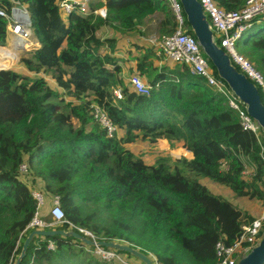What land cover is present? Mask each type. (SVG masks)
<instances>
[{"label": "trees", "instance_id": "16d2710c", "mask_svg": "<svg viewBox=\"0 0 264 264\" xmlns=\"http://www.w3.org/2000/svg\"><path fill=\"white\" fill-rule=\"evenodd\" d=\"M19 1L30 13L41 46L21 58L26 73L0 71V264H16L35 230L29 228L37 210L32 187L45 194L50 206L59 196L68 222L99 240L126 243L155 264H217L216 244L234 245L243 227L256 219L203 180H213L236 198L264 204V134L258 138L244 131L227 97L192 75L188 65L160 68L155 48L144 46H135L138 52L129 49L123 59L117 38L101 37L103 29L143 33L156 13L163 16L160 36L171 35L177 23L170 3L92 0L87 14L65 16L58 0ZM214 1L237 11L247 0ZM11 7L10 0H0V9ZM103 7L106 18L94 13ZM6 26L0 17V51ZM245 45L251 49L249 61L264 75V28ZM131 58L136 70L128 71L148 77L153 86L149 96L136 93L127 81ZM95 107L117 128L112 135L95 119ZM159 140L173 149L180 145L193 158L159 151L150 164L129 148ZM224 162L228 170L222 169ZM23 163L34 173L32 186L20 174ZM249 169L251 179L244 173ZM69 229L66 224L44 230ZM263 234L264 228L259 237ZM94 250L75 238L36 237L21 264H122L103 261Z\"/></svg>", "mask_w": 264, "mask_h": 264}, {"label": "built area", "instance_id": "2783aa9c", "mask_svg": "<svg viewBox=\"0 0 264 264\" xmlns=\"http://www.w3.org/2000/svg\"><path fill=\"white\" fill-rule=\"evenodd\" d=\"M10 1L12 7L9 11L0 9V17L7 21L6 38H10L12 42L19 44L22 52L28 49H35V45L32 43L34 37L32 22L27 7L19 0ZM167 1L170 3L174 13L177 28L173 34L160 36L153 41V47L157 53L156 56L160 60V68L165 65L174 64L188 65L192 75L205 79L209 86L214 87L227 97L231 108L239 113L243 130L253 132L259 138L263 134L262 129L248 113L247 105L229 88L224 80L216 76L211 61L206 56L197 38L189 33L181 1ZM198 1L201 3L204 13L209 20L216 43L226 51L232 64L240 72L244 73L258 89H261L264 103V75L245 56L236 50L237 41L242 39L248 30L253 29L257 24L264 21V0H247L245 6L237 11H226L220 8L214 0ZM58 2L63 14L68 16L75 12L82 15L87 14L92 0H58ZM94 13L100 14L104 18L107 17V10L104 7L99 11L96 10ZM30 45L34 47H30ZM127 81L131 89L136 93L147 96L151 94L153 86L146 83L140 74L134 73L131 76H127ZM108 91L111 93V90L108 89ZM114 95L122 98L117 91L114 92ZM94 117L103 126L108 128L110 135L117 131V128L113 126L106 112L100 107H95ZM261 158L264 167V146L261 147ZM222 169L228 170V163L224 162ZM19 170L20 174L27 179L30 174L28 164L23 163ZM244 173L247 179H251L254 174L252 169ZM31 193L37 201V210L29 228H57L67 224L70 226L69 230H73L95 242L99 241L91 231L75 226L67 221L59 196L52 198L50 211V219L52 221L50 222L43 215V209L47 204L45 194L33 187ZM263 228L264 204H262L261 214L254 222L243 227V234L234 245L227 246L223 241H219L216 244L217 264H237L239 259L248 254L252 247L260 241L261 237L259 236L263 232ZM94 248L95 255L103 261L128 264L117 250L99 246ZM49 249L54 250V246L51 244Z\"/></svg>", "mask_w": 264, "mask_h": 264}, {"label": "water", "instance_id": "95a60500", "mask_svg": "<svg viewBox=\"0 0 264 264\" xmlns=\"http://www.w3.org/2000/svg\"><path fill=\"white\" fill-rule=\"evenodd\" d=\"M186 20L206 56L216 68L218 76L224 80L229 88L247 105L248 113L258 123L264 134V103L257 86L248 77L240 72L231 62L226 51L218 46L214 33L210 28L209 20L198 0H180ZM10 69V67H9ZM3 70V69H1ZM0 70V71H1ZM5 70V69H4ZM64 236L75 238L90 247H104L125 252L143 264H155L151 256L117 241H93L73 230H44L35 229L26 238L16 264H21L26 257L29 246L36 237ZM237 264H264V234L250 252L239 259Z\"/></svg>", "mask_w": 264, "mask_h": 264}, {"label": "rangeland", "instance_id": "374dc122", "mask_svg": "<svg viewBox=\"0 0 264 264\" xmlns=\"http://www.w3.org/2000/svg\"><path fill=\"white\" fill-rule=\"evenodd\" d=\"M97 10L99 11L100 9H97ZM160 16L161 15H159L155 19V21H153L154 19H151L152 21L148 25L146 24L147 25L146 27L145 26L143 27V29H144L143 30V32H144L143 34L139 35V33H138V35H128L127 36L125 34H122L121 32H115L113 35L117 38V42H118L117 54L124 59L126 57L128 58L127 51L129 49L133 50L134 52H138V49H136L135 46L142 47V46H144V44H146L147 47L144 46L146 48L153 47V41H155L156 38L160 37V34L158 33V28H159V25H160V24H158L159 23L158 20L160 19ZM187 28H188V26H187ZM262 28H264V21L261 22L260 24H257L253 29L248 30L244 34L243 38L238 40L237 43H236V50L240 54L245 56L251 62H253V58H252V56H250L251 49L248 48L245 45V43L247 42V40L251 36V34H253L255 31H258V30H260ZM155 29H157V30H155ZM34 38L35 37H33V39ZM33 39H32V43H33ZM28 45H29V43H28ZM33 45H30V47H34ZM11 50H13V44H12L11 39L7 38L6 39L5 48L0 51V67H1L0 70L1 69H3V70L4 69H9V67H10V69H15L17 71H21L23 73H26V70L21 65V62H20L21 58L25 54H27L29 52H32L35 49L24 50L23 52H22V50L12 51L11 52ZM17 53H19V54H17ZM157 59H158V57H157ZM130 60L131 61H129V62H130V64H132V62H134V61H132V58ZM159 61L160 60L158 59V61H156V63H159ZM129 62H127L126 66L130 65ZM134 66L135 67H133V68L136 70V63L134 64ZM6 67H8V68H6ZM146 83H148V82H146ZM129 148L134 150V151H136L137 153L144 154L146 162L150 163V164L154 163L155 159L159 155V151H162V152H164L166 154H169V155H171V156H173L175 158H181V157H185L186 156L187 158L191 159L190 158L191 157L190 154L185 153L183 151L180 152V149H181L180 145H178L175 149H173V148L170 147V144H169V148H168L167 143L164 142V141L162 142V140H159L157 145H151V144H149L147 142H137V143H135L133 145H130ZM178 148H180V149L178 150ZM34 178H35L34 177V173L33 174L30 173V175L28 176V178L26 180L27 182H29V185H31V186L33 185L32 181H33ZM203 182H205L209 186V188L212 191H214L215 193L221 194V195L227 197L228 199H230V201L233 202L236 205L237 208L241 209V211L246 212V210H248L247 207L252 205L250 211H252V213L255 212L254 211L255 205H253V203H251L252 200L250 201L249 199H238V198L234 197V194H232V192L229 189L223 188L222 186H218L211 179H205V180H203ZM39 183H40L39 185H38V182L36 184H34V185H36L37 187H41V182H39ZM256 204L259 207L261 205V202L256 201ZM45 207H46V209H43L44 210L45 219L47 221L51 222L52 220L49 219V218H51V216H50V211H51L50 202H49V204H46ZM53 228H56V227H53ZM99 241H101V240H99ZM122 258L128 264H143L142 262H140L139 260L137 261L136 259L133 261V260L128 259L127 257H122Z\"/></svg>", "mask_w": 264, "mask_h": 264}, {"label": "crops", "instance_id": "0c3cea01", "mask_svg": "<svg viewBox=\"0 0 264 264\" xmlns=\"http://www.w3.org/2000/svg\"><path fill=\"white\" fill-rule=\"evenodd\" d=\"M160 14L159 13H156V14H154L153 16H151L148 20H147V25L152 21L151 19H154L153 21H155V19L159 16ZM162 19H163V16H160V19L158 20V24H160L161 23V21H162ZM146 25V26H147ZM145 26V27H146ZM6 29H7V26H6ZM143 28H142V32H143ZM155 30H157V29H155ZM7 32V31H6ZM115 32L114 31H109L108 29H103V31H102V33H101V37L102 38H107L108 36H111L112 34H114ZM144 33V32H143ZM143 33H140V34H143ZM7 34V33H6ZM139 34V35H140ZM136 35H138V34H136ZM128 36V35H127ZM7 37V36H6ZM143 37V36H142ZM33 44L35 45V50H36V48L38 49V48H40V43L38 42V40L36 39V38H34L33 39ZM144 46H146L147 47V45L146 44H144ZM150 47V46H149ZM157 54V53H156ZM127 58V57H126ZM125 58V59H126ZM156 61H158V59H157V57H155L154 58V62H155V64L157 65V66H159L160 67V61H159V63H156ZM136 62L134 61V62H132V64H130L129 66H126L125 67V75L126 76H131L132 74H134V73H131L130 72V70L128 71V68H133V67H135L134 66V64H135ZM134 72H136V71H134ZM146 82H148V83H150V80L148 79V77L147 76H144V77H142ZM166 142L167 143V145H168V148H169V143L166 141V140H162V142ZM181 148V147H180ZM180 148H178V150L180 149ZM181 151H183V152H185V153H188V154H190L191 155V159L193 158V154L191 153V152H189L188 150H186V149H184V148H181L180 149V152ZM186 157V156H185ZM187 158V157H186ZM189 159V158H188ZM205 183V182H204ZM233 194V193H232ZM234 197H236L235 195H234ZM238 199H247V198H238ZM251 201V200H250ZM251 203H253V205H255V208H254V213H252V211H250V209H251V206H249V207H247L248 208V210H246V212L248 211V213L252 216V217H254L255 219H257L258 218V216L261 214V212H262V203H261V205L258 207V205L256 204V201H252ZM235 205V204H234ZM236 206V205H235ZM241 210V209H240ZM257 216V217H256Z\"/></svg>", "mask_w": 264, "mask_h": 264}, {"label": "bare ground", "instance_id": "6f19581e", "mask_svg": "<svg viewBox=\"0 0 264 264\" xmlns=\"http://www.w3.org/2000/svg\"><path fill=\"white\" fill-rule=\"evenodd\" d=\"M11 41H12V40H11ZM12 44H13V50H11V52H12V51H18V50H21V48L19 47V46H20L19 44L14 43V42H12ZM17 54H19V53H17Z\"/></svg>", "mask_w": 264, "mask_h": 264}]
</instances>
